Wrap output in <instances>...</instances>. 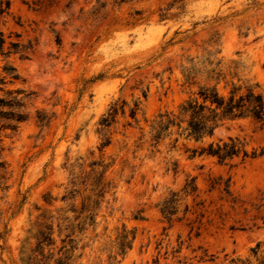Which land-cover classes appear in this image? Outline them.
Returning a JSON list of instances; mask_svg holds the SVG:
<instances>
[{
	"label": "rangeland",
	"instance_id": "rangeland-1",
	"mask_svg": "<svg viewBox=\"0 0 264 264\" xmlns=\"http://www.w3.org/2000/svg\"><path fill=\"white\" fill-rule=\"evenodd\" d=\"M9 2L0 31L23 52L0 55V264H55L69 239L64 264H254L258 243L264 254V125L228 122L206 140L262 153L237 167L190 158L198 144L183 139L168 154L165 144L155 157L133 152L153 118L186 98L191 63L236 66L264 91V0ZM113 105L121 110L102 127ZM191 179L197 190L184 197ZM171 193L180 202L168 221L159 204ZM124 227L135 239L121 255Z\"/></svg>",
	"mask_w": 264,
	"mask_h": 264
},
{
	"label": "trees",
	"instance_id": "trees-1",
	"mask_svg": "<svg viewBox=\"0 0 264 264\" xmlns=\"http://www.w3.org/2000/svg\"><path fill=\"white\" fill-rule=\"evenodd\" d=\"M40 3L41 0H32L34 5ZM9 9V0H0V22L9 15ZM12 52H23L21 45L9 42L8 47H6L5 36L0 31V55L9 57ZM21 57L25 58L23 55ZM182 74V86L187 89L186 98L174 109L159 112L153 118L149 125L147 139H145V135H141L134 146L133 153L146 150L150 157H155L157 153H160L159 147L165 144L168 154L177 150L180 139H183L198 144L196 148L186 149V152L190 153V158L208 157L215 159L220 165L237 167L260 157L262 153H257L256 150L249 151L246 144L237 138H228L225 141H206L213 137L216 129L228 122L250 119L262 126L264 125V91L260 84L238 79L236 66L229 67L225 71L220 66V62L214 64L209 58L201 63H191L188 67L183 68ZM11 78L17 79L14 76ZM119 110L121 107L111 106L107 116L102 118L101 126L109 127L114 122ZM134 113V110H131L132 117H134ZM18 121H21V118ZM178 167V162L172 161L170 158L166 163V172L171 171L176 175ZM100 181V193L103 196L109 183L105 182L103 175L100 176ZM196 190L194 179H191L186 182L182 192L184 197H187L193 195ZM85 202L90 208L96 204L90 198H87ZM179 202L178 195L171 193L169 198H165L159 204V211L168 221L176 215ZM187 210L188 207L186 206L185 212ZM89 217H91V213H89ZM44 238L48 242L51 241V238L47 236ZM134 239L135 234L133 232L127 231L125 227L122 228L116 237L118 252L124 255L131 248ZM64 242V245L58 250L59 257L55 260V264H64L73 256L75 251L71 245L73 240L69 239L68 243ZM261 246L262 244L258 243L251 250L255 258L254 264H264ZM231 262L232 264H253L248 260L245 262L233 260Z\"/></svg>",
	"mask_w": 264,
	"mask_h": 264
}]
</instances>
